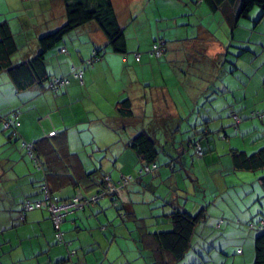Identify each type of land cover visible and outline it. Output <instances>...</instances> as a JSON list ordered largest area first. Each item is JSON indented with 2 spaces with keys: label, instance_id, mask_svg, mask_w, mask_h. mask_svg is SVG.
Masks as SVG:
<instances>
[{
  "label": "crops",
  "instance_id": "1",
  "mask_svg": "<svg viewBox=\"0 0 264 264\" xmlns=\"http://www.w3.org/2000/svg\"><path fill=\"white\" fill-rule=\"evenodd\" d=\"M112 1L127 53L112 50L91 21L48 52L46 80L22 89L0 71V264H153L150 233L171 229L176 208L204 209L206 217L182 259L164 254L158 264H254L264 169H236L230 151L251 154L264 146V116L257 114L264 111V14L255 7L241 17V0L216 9L206 0ZM4 20L19 63L40 51L41 35L66 22V5L0 0ZM158 37L166 39V51L154 59ZM96 48L104 55L89 66ZM73 65L84 68L83 82L71 74ZM64 76L68 84L48 87ZM125 99L128 114L119 104ZM12 116L16 134L4 123ZM143 131L156 142L159 170L137 177L146 161L130 142ZM23 141L36 142L34 157ZM188 141H199L204 153ZM104 175L136 179L117 206L106 197L69 213L62 223L66 243L58 242L48 210L21 219L23 201L43 197V182L68 199L78 190L97 192Z\"/></svg>",
  "mask_w": 264,
  "mask_h": 264
},
{
  "label": "trees",
  "instance_id": "2",
  "mask_svg": "<svg viewBox=\"0 0 264 264\" xmlns=\"http://www.w3.org/2000/svg\"><path fill=\"white\" fill-rule=\"evenodd\" d=\"M63 1L65 2L66 5V13H67L66 22L60 27L56 28L55 30L41 35L39 38V42L41 45L40 51L34 57L28 60L19 63H14L12 56L18 50V45L15 40L14 33L7 20L0 22V71L6 70L18 88L23 89L29 84H32L36 81L42 82L46 80L48 78L47 70H46V58L48 52L51 49H53L55 46H57L64 39V37L67 34H69L72 30L91 21L97 22L99 27L106 34L108 38V45L112 48V50L119 53H127L128 49H127L126 34L124 32L123 26L120 24L118 20L117 13L112 0H63ZM206 1L210 5V7L216 9L219 7V5H221L224 2L231 3L234 2L235 0H206ZM256 6L260 7L262 9V14H264V0H241L239 15L241 17H248L250 12ZM160 40L165 41L164 43L165 50L163 52L165 53L166 39H164V37H158L155 39V41L152 44V48L150 50L151 54H152L153 46L159 43ZM104 50H105L104 48H96L94 50L92 57H97L98 59H101L104 55ZM161 56L162 55L158 57ZM86 64L88 65L87 61ZM119 104L123 113L128 114L132 112L131 102L129 99H125L121 101ZM258 112H264V111H258ZM36 145H37L36 142H34V156L36 155V151H35ZM130 146L136 151V153L140 156L142 160L146 161L139 169L143 168L146 165L156 164L157 169L153 172L159 170V165L156 162L158 156V148L155 140L148 132L143 131L138 135H136L131 140ZM199 146L201 147L202 153L198 152ZM188 147L190 148L195 147L198 155H202L204 153L201 143L199 141H188ZM230 152L236 169H244L251 171L264 169V146L251 154H248L247 152L237 148H232ZM153 172H144L142 174H137V177H142L148 173H153ZM107 176L109 175L103 176L101 185L98 189L99 191L105 187L106 185L105 177ZM135 179L136 177L134 176V180ZM260 181L262 187L264 188V175L260 178ZM45 183L48 182L42 183L41 185L42 190ZM106 197H109L111 199L110 196H105L103 198ZM28 198L29 197H27L26 199ZM99 201L100 200H98L97 202ZM112 201L115 206L119 204L117 196H115V198H113ZM90 205H92V203L86 205L85 207ZM205 217H206V212L204 209H202L197 214H191L185 210H180L176 208L171 214V221H172L171 229L150 233L152 238L150 241L153 244L152 250L154 256L157 254L156 255L157 258L155 259L156 263L158 264L161 261L162 257H164V254L170 255L174 260L182 259L190 249L191 239L194 234L197 223ZM64 243H66V241ZM71 250L73 249L69 250L70 257L74 255V254L70 255ZM255 253L256 256H255L254 264H264V227L262 232H260L255 238Z\"/></svg>",
  "mask_w": 264,
  "mask_h": 264
},
{
  "label": "built area",
  "instance_id": "3",
  "mask_svg": "<svg viewBox=\"0 0 264 264\" xmlns=\"http://www.w3.org/2000/svg\"><path fill=\"white\" fill-rule=\"evenodd\" d=\"M164 40H160L159 43L155 44L152 49V54L156 56H160L163 54ZM62 51H67L66 48H62ZM139 57L140 54H137ZM95 60H98L97 57H91L87 60L88 65H93ZM71 74L74 77L79 78L82 82L84 81V69L80 66H72ZM70 82V78L67 76L64 77H55L51 79L48 83V87L52 90H59L62 86L68 84ZM259 116H264V112H258ZM240 117L236 115L237 122L240 121ZM6 128H13V133L16 134V126L19 124V121L12 117L4 119ZM22 146L26 149V151L34 156V142L23 141ZM198 152L202 153L201 147H198ZM157 169V165H146L143 168L138 170V174H142L144 172H153ZM106 185L100 191L85 195L82 190H78L76 194H74L71 198L61 199L58 196L54 195L52 189L50 188L48 183H45L43 186V197L37 200L26 199L23 203L22 211H21V219H25L26 214L35 209H46L50 213V217L55 227L56 237L59 242H65L64 232L62 229V223L64 222L66 216L69 213H72L76 210L83 209L88 204H93L100 200L105 196H110L112 199L115 196H118L120 192L125 188L132 180H134V176H123L117 182H113L109 176L105 177ZM261 227H264V222L261 224ZM242 251L241 249L239 250ZM76 253V250H71L70 255Z\"/></svg>",
  "mask_w": 264,
  "mask_h": 264
},
{
  "label": "rangeland",
  "instance_id": "4",
  "mask_svg": "<svg viewBox=\"0 0 264 264\" xmlns=\"http://www.w3.org/2000/svg\"><path fill=\"white\" fill-rule=\"evenodd\" d=\"M256 8H257V9H260V11H261L260 13L262 14V9H261L260 7H258V6H256ZM261 14H260V15H261ZM62 25H63V24H62ZM130 39H131V38H130ZM21 47H22V46H21ZM163 54H164V53H163ZM163 54H162V55H163ZM151 55H152V54H151ZM152 57H154V59H158V56H156V55H152ZM197 136H198L199 139H202V136H203L202 132H201V133H198ZM216 142H217V141H216ZM220 142H221V140H220ZM187 144H188V143H187Z\"/></svg>",
  "mask_w": 264,
  "mask_h": 264
}]
</instances>
